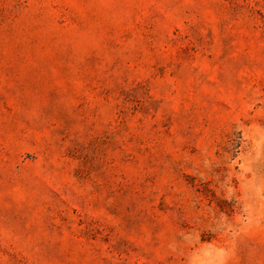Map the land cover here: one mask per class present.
Listing matches in <instances>:
<instances>
[{"label": "rangeland", "instance_id": "374dc122", "mask_svg": "<svg viewBox=\"0 0 264 264\" xmlns=\"http://www.w3.org/2000/svg\"><path fill=\"white\" fill-rule=\"evenodd\" d=\"M0 264H264V0H0Z\"/></svg>", "mask_w": 264, "mask_h": 264}]
</instances>
